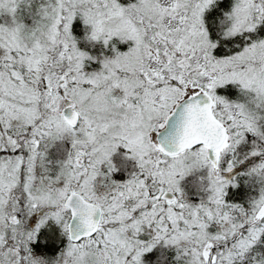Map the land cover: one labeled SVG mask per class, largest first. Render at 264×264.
Returning a JSON list of instances; mask_svg holds the SVG:
<instances>
[{
  "label": "snow or ice",
  "instance_id": "6c2138e0",
  "mask_svg": "<svg viewBox=\"0 0 264 264\" xmlns=\"http://www.w3.org/2000/svg\"><path fill=\"white\" fill-rule=\"evenodd\" d=\"M0 264H264V0H0Z\"/></svg>",
  "mask_w": 264,
  "mask_h": 264
}]
</instances>
